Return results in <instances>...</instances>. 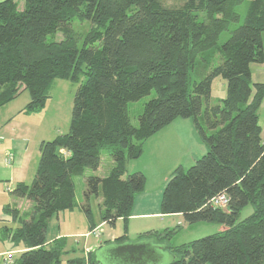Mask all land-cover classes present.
Wrapping results in <instances>:
<instances>
[{
    "label": "trees",
    "instance_id": "16d2710c",
    "mask_svg": "<svg viewBox=\"0 0 264 264\" xmlns=\"http://www.w3.org/2000/svg\"><path fill=\"white\" fill-rule=\"evenodd\" d=\"M175 1L24 0L22 9L16 0L0 1V108L27 90L30 100L22 110L38 112L56 78L78 84L69 131L40 142L33 180L12 190L30 208L21 213L14 205L4 207L19 224L4 235L25 247L13 264H62L66 239L46 245L48 222L74 208L73 178L98 169L102 149L112 166L104 177H84L79 205L92 230L89 199L101 196V222L113 227L122 219L124 233L114 242L129 241L126 222L145 175L125 174L127 162L139 158L145 140L176 118L192 120L206 152L189 168L172 171L161 214L224 228L178 246L170 244L178 226L140 232L135 241L161 246L171 256L164 264H264V143L258 120L264 81L253 83L250 70L264 63V0L249 1L243 23L219 46V35L239 21L235 7L245 0ZM74 19L90 23L80 46ZM57 32L62 39L47 40ZM208 50L203 76L191 83L197 56ZM215 53L220 62L213 65ZM218 76L226 81V95L212 104L211 84ZM152 90L156 96L144 103L134 126L128 103ZM221 195L227 203L213 204ZM247 205L253 210L241 219ZM98 248L80 251L65 264H101Z\"/></svg>",
    "mask_w": 264,
    "mask_h": 264
},
{
    "label": "crops",
    "instance_id": "0c3cea01",
    "mask_svg": "<svg viewBox=\"0 0 264 264\" xmlns=\"http://www.w3.org/2000/svg\"><path fill=\"white\" fill-rule=\"evenodd\" d=\"M257 65L260 66L258 68H261L260 70L262 71L264 63ZM263 81L259 80V82ZM253 83H256V81ZM16 99L17 98L2 106V109L0 108V110H2L0 111V264H7L6 258L9 254L15 260L16 257L25 250L22 243H14L4 235L6 229L13 230L19 227V224L13 221L9 214L4 212V207L7 205H14L21 213L28 211L31 202L15 196L12 190L19 183L29 184L33 180L34 172H32V169L34 168H30V166L32 167L33 165L34 167V164L37 166L38 162L36 158H34L36 156H30L31 143L34 144V141L29 136L30 130L27 129L29 124L28 116L22 115L26 114L22 109L28 103L29 99H25L21 105H15V107L12 108L11 106L15 104L14 101ZM263 109L264 100L258 111L259 122L260 112ZM186 120L187 119L176 118L160 129L157 133L145 140L141 156L127 162L126 171L127 168H129L131 172L141 171L145 175L144 190L135 195L131 215L126 222L128 238V233L132 231L131 229L137 231V234L144 232V229L151 230L152 228L149 227L152 226L150 223H147V220L158 216L161 218L163 215L160 211V201L164 185L172 171L179 165L183 166L185 160H188V163L195 162L198 157L206 152L205 145L201 142L199 137L195 135L193 124L191 125ZM259 124L262 128L261 140L264 143V125L261 123ZM44 139L45 138L40 137L37 139L39 156V144L41 141H45ZM129 171L128 173H130ZM98 198H101V196ZM101 200L102 199H100V201ZM173 216L181 217L180 214ZM61 219L63 221L61 212H59L53 215L49 220L45 238L46 245H49L53 240L60 237L66 238L77 235L71 232H61ZM118 222H121L120 228L116 227ZM93 224L94 227L92 230H90L88 226L87 231L83 233L85 237L83 244L84 254L88 251L95 250L97 247L114 244V240L124 233V223L122 219H118L112 229H109L107 242H99L98 246L93 247L92 244H89L90 236H94L92 231L105 225V223L101 221L100 223H96L93 221ZM55 227H57V229L52 232ZM50 230L51 233L50 236H48ZM66 246L67 253L76 251V247L71 246L70 249ZM91 247L93 248L90 249Z\"/></svg>",
    "mask_w": 264,
    "mask_h": 264
},
{
    "label": "rangeland",
    "instance_id": "374dc122",
    "mask_svg": "<svg viewBox=\"0 0 264 264\" xmlns=\"http://www.w3.org/2000/svg\"><path fill=\"white\" fill-rule=\"evenodd\" d=\"M166 4H172L175 3V0H164ZM250 0H245L241 4L237 5L235 7V12L239 15V21L238 22H232L229 25V28L219 35V38L217 40V45H221L224 43L228 37L230 36V32L237 28L240 24L243 23L244 16L246 14V10L248 7ZM17 6L19 9H22L24 6V0H16ZM199 19L206 21L205 14L204 13H198ZM71 28L74 31L77 45H82L83 37L86 34V32L90 29V23L86 20H79L74 19L71 21ZM63 38L62 32H57L54 36H48L47 40H59ZM212 54L211 50L202 52L197 56V66L194 71H192L190 80L191 83L193 81L199 80L203 76V69H201V66L204 67V63L202 62L203 59H209ZM212 64L216 65L220 62V57L218 53H215L212 57ZM257 64H251V74H252V82H259L264 80V66L263 70L261 71V68ZM78 84L75 82H72L68 79H62V78H56L50 89H49V97L47 98V101L45 103L44 108L41 111L38 112H27L26 114L28 116V127L27 129L30 130L29 136L33 139L34 144L31 143L30 148V156H36V160L38 161L39 153H38V142L37 139L45 138L44 140H52L57 135H63L66 134L69 131V125L71 120V111H72V104H73V98L76 92ZM23 93V94H20ZM19 96L16 97L17 99L14 101L15 104H12V108L15 107V105H21L25 99L30 100V95L27 90H22L20 92ZM226 95V81L221 76H218L213 79L211 84V94H210V102L212 104H217L222 98H224ZM156 96V93L154 90L151 91V93L145 97H142L141 99L133 102L128 103V113L131 120V123L134 126L138 125V115L142 112L144 103L147 102L149 99L154 98ZM15 99V98H14ZM13 99V100H14ZM29 102V101H28ZM10 107V108H11ZM2 109V108H1ZM8 109V108H4ZM2 111V110H0ZM183 119V118H179ZM188 123L192 125V120L187 119ZM262 125H264V109L260 112V122ZM26 130V129H23ZM195 130V129H194ZM195 135L197 133L195 132ZM198 137V135H197ZM100 164L98 167V170H92L87 168L82 176H77L73 178L74 181V188H75V199H76V205L71 210H66L61 212V217H63V221L61 219L60 226H61V232L67 233H76L77 235L66 237L67 246L71 249V246L76 247L75 252H69L62 255V264H65L66 260L68 258L73 257L80 254V251L83 252V244L85 237L83 233L87 231V227L89 226V221L86 217L85 212L79 205L80 199H82V189L84 187V177L90 176V175H97V176H105L108 171L110 170L112 166V159L109 156L106 149L101 150V156H100ZM199 158V157H198ZM197 158V159H198ZM194 163V162H193ZM193 163H188V160H185L183 163V168L187 169L189 168ZM32 169L33 174H35V168L36 165L34 164V167L30 166ZM29 168V169H30ZM129 171V168H127V171L125 174H127ZM131 173V171H129ZM29 174V173H28ZM99 196H91L89 199V206L91 210V218L92 221L96 223H100V205L101 201L98 198ZM24 208V207H22ZM252 206L247 205L240 214V218H245L252 212ZM175 215V214H174ZM154 217L149 218L147 220V223H150L152 227L151 230H157V231H163L165 229H173L178 226V231L173 236V238L170 241V244L172 246H178L183 243L190 242L192 240L213 234L215 232H218L224 228L222 225L212 222H195L192 224H187L183 217H176L173 215H162L161 218ZM118 228L121 227V222H118L117 226ZM57 229L55 227L54 230ZM109 229H112V226L105 224L99 227V235L98 236H90L89 238V244H92L94 246H98L99 242H104L108 238ZM51 230L48 232V236H50ZM129 235V241L135 242L137 231H134L131 229ZM149 230V229H144ZM80 233V234H79ZM88 239V238H87ZM91 247L90 249H92ZM111 248L108 247V250H100L96 252V259L101 260L102 264H129L128 262H122L121 259L117 257L116 254H113V252L110 250ZM115 256V257H113ZM171 260L170 255L167 252L162 251L161 249L156 251V256H154L153 262L158 264H164Z\"/></svg>",
    "mask_w": 264,
    "mask_h": 264
},
{
    "label": "water",
    "instance_id": "95a60500",
    "mask_svg": "<svg viewBox=\"0 0 264 264\" xmlns=\"http://www.w3.org/2000/svg\"><path fill=\"white\" fill-rule=\"evenodd\" d=\"M108 247L111 248L110 250L113 254H116L122 262L125 261L129 264H158L154 263L153 259L154 256H156V251L161 249V246L154 245L150 241H127L124 243H114L109 246H101L96 252L100 250H108ZM97 261L101 263V260Z\"/></svg>",
    "mask_w": 264,
    "mask_h": 264
},
{
    "label": "built area",
    "instance_id": "2783aa9c",
    "mask_svg": "<svg viewBox=\"0 0 264 264\" xmlns=\"http://www.w3.org/2000/svg\"><path fill=\"white\" fill-rule=\"evenodd\" d=\"M8 155H10V154H8ZM212 201H213V204H215V205H225L227 203V199L224 195L218 196V197L214 198ZM92 233L95 236H98L99 235V227L94 229L92 231ZM6 263L7 264H13L14 263V259L11 257L10 254L6 258Z\"/></svg>",
    "mask_w": 264,
    "mask_h": 264
}]
</instances>
